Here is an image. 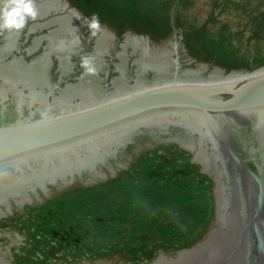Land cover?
Returning <instances> with one entry per match:
<instances>
[{"label":"water","instance_id":"95a60500","mask_svg":"<svg viewBox=\"0 0 264 264\" xmlns=\"http://www.w3.org/2000/svg\"><path fill=\"white\" fill-rule=\"evenodd\" d=\"M67 1L89 19L96 13L114 31L128 26L122 32L147 37L155 47L180 37L181 58L193 69L80 100L75 96L87 94L80 86L49 100V92L27 81L28 73L0 71V205L24 195L30 201L41 193L29 192L82 176L137 133L143 132L120 156L122 162L163 130L181 139L189 135L200 171H211L210 227L189 247L155 248L144 263L264 264V63L251 67L136 9L117 15L110 5H99L101 0ZM72 26L61 23L64 29ZM35 70L30 74L38 77L41 71ZM17 207H0V216ZM0 258V264H19ZM116 259L135 264L131 256Z\"/></svg>","mask_w":264,"mask_h":264},{"label":"trees","instance_id":"16d2710c","mask_svg":"<svg viewBox=\"0 0 264 264\" xmlns=\"http://www.w3.org/2000/svg\"><path fill=\"white\" fill-rule=\"evenodd\" d=\"M100 3L110 5L117 15L132 14L134 9L128 2L122 4L119 0H101ZM139 13L146 14L144 11ZM159 148L141 152L124 175L117 182L109 183L108 191L98 196V190L92 197H85L83 191L72 193L66 199L65 208L59 206L61 212L58 208L54 212H42L44 214L41 208L30 210L36 213L32 227L37 230L33 234L49 229L55 223H65L78 252L84 250L78 243H85L96 254L122 251L133 257L135 264L138 260L150 261L151 251L160 246L166 245L167 250L183 248L201 240L210 227L214 204L207 178L188 163L178 167L179 150L164 154L158 151ZM197 180L200 184L195 188ZM85 191L88 192L87 188ZM74 197L78 199L76 203ZM41 249L38 246L35 252ZM83 253L80 258L85 256Z\"/></svg>","mask_w":264,"mask_h":264},{"label":"flooded vegetation","instance_id":"af4514ba","mask_svg":"<svg viewBox=\"0 0 264 264\" xmlns=\"http://www.w3.org/2000/svg\"><path fill=\"white\" fill-rule=\"evenodd\" d=\"M35 5L41 14L38 13L35 20L29 19L22 30L18 32L0 30V71L11 69L18 75L22 72L28 73L27 81L35 84V86H42L46 92H49L52 95L49 100L53 97H60L66 89H71L74 86H80L77 88L78 90L84 88L87 92L84 97L75 96V100L98 98L104 93L114 91L116 87L117 90H129L142 81L171 75L175 71L179 73L184 69H193V67H189L191 65L190 60L185 61L181 58L180 37L178 36L173 37L166 46L155 47L147 37L130 35L126 31L128 26L125 28L116 26L117 30L114 31L102 23L101 29L95 35H90L84 24V21L89 18L83 16L77 8L71 7L67 0H35ZM77 14L79 18H77ZM62 22L69 24V26L73 24L72 29L69 27L67 29L62 28ZM120 29L121 32L126 30L121 33L119 32ZM58 37L62 38L63 41H58ZM54 41H58L57 45L60 47H57ZM84 55L93 58V63L97 68L95 74L84 73L80 64V59ZM34 70L41 71L38 77L30 74ZM195 70L199 69L196 68ZM33 77L36 79L33 80ZM1 79L0 77V82H2ZM16 87H22L18 80ZM25 92L27 93L26 90ZM11 96L12 94L9 93L8 98ZM153 131L158 132V130ZM142 134L143 132L134 135L131 142L121 148L115 156L105 160L90 171L82 172L81 175H85L84 173L87 172L94 175L97 170L98 172H111V165L122 162L120 156L127 153L130 144L134 143L136 138ZM188 136L182 139L186 147L191 145L186 139ZM206 174L210 175L211 171L207 170ZM93 175L83 178L93 179ZM95 178L99 181L105 180L102 174L96 175ZM82 179L78 174L47 184V187L54 185L57 190L68 188L67 190L72 191L70 186L74 182L81 183ZM92 185L89 184V186ZM48 192L49 190L46 189H37V193L29 192V194L35 197L38 193L47 195ZM28 199H24L25 201L10 199V205L5 203L0 207L7 210L11 208V205L20 206L23 201L25 203ZM3 233L4 237L10 241L8 246L14 245L13 238L9 233ZM108 257L109 260H106L107 257H100L95 259L93 263L122 264L115 258L116 255ZM0 260L2 259L0 258Z\"/></svg>","mask_w":264,"mask_h":264},{"label":"rangeland","instance_id":"374dc122","mask_svg":"<svg viewBox=\"0 0 264 264\" xmlns=\"http://www.w3.org/2000/svg\"><path fill=\"white\" fill-rule=\"evenodd\" d=\"M120 1L123 3L128 2L134 9L138 11L140 9V12L144 11L146 15L251 67L264 63V0ZM156 147H160L158 151L164 154L168 153L167 151L169 150H179L182 156L179 153L176 159L178 167L181 164L188 163L194 168L197 167L198 169L196 170L200 171V160L193 150L190 147H186L181 138L162 131L126 161L112 165L110 167L111 172H98L97 170L94 175L90 173L82 175L80 176L81 179L90 177V175H93V179L83 178L81 183L74 182L70 186L72 191L67 190L68 188L57 190L54 187L49 190L47 195L41 194L0 216V257L19 264H91L100 257H107L108 259L106 258V260H109L108 256L110 255H116L115 258L126 256L122 251H110L111 253L100 251L96 254L85 243H78V247H83L85 250L81 249L78 252L71 242V236L68 234L70 228L65 223L62 225L55 223V226L47 228L48 231L47 229L41 230L34 235L33 232L35 233L37 229L32 227V222L36 217V213L30 210L38 211L41 208L43 209L41 213L44 211L49 213L51 211L54 212L58 208V211L61 212L59 206L61 205L60 207L63 208L68 195L71 196L72 193L83 191L85 197L86 195L92 197L93 193L98 190V196L105 190L108 191L107 185L109 183L117 182L124 175V171L136 160V157L141 152H152V148L156 149ZM99 174H102L106 181H99L95 178ZM89 184L93 185L89 186ZM194 184L195 188H198L199 180L195 181ZM85 188H87L88 192L85 191ZM77 201L78 199L74 197V203ZM3 232L9 233L11 238H13L14 245L8 246L10 241L4 237ZM75 232L82 235L77 230ZM80 235L76 236L81 240ZM70 245L71 247H69ZM7 246L8 248L6 249ZM38 246L43 249L40 252H35ZM81 252H84L83 254L85 255L82 258H80L82 256ZM83 261H86V263H83Z\"/></svg>","mask_w":264,"mask_h":264},{"label":"clouds","instance_id":"9594fccd","mask_svg":"<svg viewBox=\"0 0 264 264\" xmlns=\"http://www.w3.org/2000/svg\"><path fill=\"white\" fill-rule=\"evenodd\" d=\"M37 15L35 0H0V30L18 32L26 26L29 19L35 20ZM77 18H79L78 14ZM84 24L90 35H95L102 27L96 13H93L90 19H86ZM80 64L85 74L97 72L93 58L89 55L82 56Z\"/></svg>","mask_w":264,"mask_h":264},{"label":"bare ground","instance_id":"6f19581e","mask_svg":"<svg viewBox=\"0 0 264 264\" xmlns=\"http://www.w3.org/2000/svg\"><path fill=\"white\" fill-rule=\"evenodd\" d=\"M190 147V146H189ZM204 170H205V168H204ZM206 171V170H205Z\"/></svg>","mask_w":264,"mask_h":264}]
</instances>
